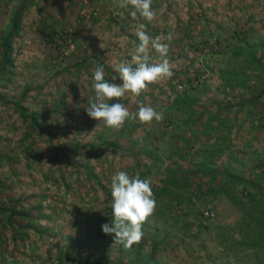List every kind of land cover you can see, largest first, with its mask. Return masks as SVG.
<instances>
[{"label":"rangeland","instance_id":"374dc122","mask_svg":"<svg viewBox=\"0 0 264 264\" xmlns=\"http://www.w3.org/2000/svg\"><path fill=\"white\" fill-rule=\"evenodd\" d=\"M23 3L20 29L3 63L0 44V68L6 71L0 74V204L30 210L34 220L29 225L16 216L13 226L22 222L26 227L13 232L0 214V264H66V253L61 252L67 247L75 256L97 258L103 252L122 264H156L153 259L157 264H264V248L256 251L246 243L258 233L250 230L257 225L255 219L263 216L257 206L260 202L264 206V196L260 198L255 188L257 184L264 189V175L259 173L264 172V155H260L264 152V72L258 62L264 63V0H152L155 17L151 21L139 13L133 17L135 9L120 8L116 0H0V43ZM140 25L169 46L163 58L150 49L149 62L166 58L174 74L150 84L139 96L126 93L109 103H123L130 113L141 105L150 106L163 118L150 123L130 119L120 130L108 128L86 113L94 98L92 74L102 65L105 79L122 83L118 77L112 81V65L132 63L127 54L133 55L139 44ZM82 58L92 65L74 67ZM25 88L29 91L21 104L29 112H48L53 117L50 112L61 94L67 95L65 108L75 113L73 127L66 134L53 118L47 119L54 146L75 140L84 144L100 135H110L117 146L100 148L96 159L73 150H64L67 158L54 159L45 135L30 130L23 141L27 129L14 102ZM210 113L215 115L212 124L227 120L219 130L230 133L227 138L238 145L237 157L229 158L227 152L215 158L202 155L218 130L206 125ZM200 114L205 120L196 119ZM183 115L187 119L179 121ZM61 120L65 122V115ZM129 123L133 126L127 127ZM173 131L178 132V142ZM188 133L192 140L182 144ZM250 140L258 156L240 153L250 152ZM176 143L177 148L172 147ZM209 158L212 165L204 162ZM136 161L144 178L151 180L152 191L162 186L170 168L182 170L189 186L180 203L166 195L154 196L156 208L142 225L141 241L126 250L103 233L102 225L112 220L111 177L117 171L131 176ZM199 169H214L217 174L206 176ZM226 172L236 175V180L225 177ZM232 196L241 208L251 207L252 218L239 220L241 209L230 200ZM250 197L258 203H249ZM207 207L214 217L203 220ZM19 233L21 237L14 239ZM262 233L260 243H264ZM136 250L139 258L133 260ZM151 252L153 259L148 257Z\"/></svg>","mask_w":264,"mask_h":264},{"label":"clouds","instance_id":"9594fccd","mask_svg":"<svg viewBox=\"0 0 264 264\" xmlns=\"http://www.w3.org/2000/svg\"><path fill=\"white\" fill-rule=\"evenodd\" d=\"M118 7L126 8L131 5L135 11L133 17L139 15L148 21L155 17L151 10L152 0H116ZM140 25L137 32L139 44L131 57L132 63L119 62L112 65L114 75L121 84L105 79L102 65L97 66L92 74L91 89L94 98L86 107L87 115L97 121H102L106 127L120 129L128 119H138L141 123H150L154 119L160 121L163 114L153 107L141 105L135 113H130L123 103H109L113 98H121L126 93L139 96L150 84L157 83L173 76L172 65L164 58L161 62L150 63L149 52L154 49L160 57H167L169 46L162 43L160 37H151ZM172 39L171 34L167 37ZM111 223L102 225L105 234L112 235L114 244L122 245L128 250L138 244L142 237V225L154 213L156 200L151 188V180L141 178L139 174L130 176L126 171H117L111 177ZM114 234V235H113Z\"/></svg>","mask_w":264,"mask_h":264},{"label":"trees","instance_id":"16d2710c","mask_svg":"<svg viewBox=\"0 0 264 264\" xmlns=\"http://www.w3.org/2000/svg\"><path fill=\"white\" fill-rule=\"evenodd\" d=\"M25 5L26 4L23 3L15 11L14 16L12 17V20H11L10 30L1 38V43H0L1 47H2L1 63H3L4 60L7 61L10 57L12 38L14 35H16L18 33V31L20 29L19 28L20 14H21L22 8ZM258 62L260 63L261 68L263 69V72H264V63L262 62L261 59H258ZM87 65H92V64H91V62H89V60L87 58H82L81 60L76 61V63L74 64V67L79 68L81 70L82 68L87 67ZM93 66H94V64H93ZM4 73H6L5 68H0V74H4ZM28 91H29V88H25L24 90H22L21 95L14 102V105L18 109L16 111L19 113V117L23 121H25V125H26L25 128L27 129L26 133L24 134V136L22 138L23 141L25 140L26 137H28L30 130L35 131V133H37L39 135V137H42L43 135H45L47 143L50 144V147L53 149L54 159H56L57 157L67 158V155L64 152V150H73V151H77L79 153L82 152V154L85 158L88 159L89 157H91V158L96 159L99 155L98 152H99L100 148H107V147H113L114 148L117 146V141L114 139H111L110 135L96 136V137H94L93 140H91L90 142H85L84 144L75 140L74 142H72L71 145H67V146L66 145H60L59 147L54 146L52 143L53 134H51V128H49V126H50L49 123L47 124V119L53 118L57 122V125L60 126L59 128L65 130L66 134L71 133L70 128L73 127L70 123H72L71 119H73L75 113H71L70 111H67L65 108V106H66L65 102L67 101V95L64 93L61 94L60 100L57 102L56 107L54 108V110L52 112H50V114L55 115L53 117V116L47 115L46 113H48V112H46V113L29 112L27 110V108L23 104H21ZM176 102H177V99L175 100L174 105L176 104ZM187 106L189 107L188 109L191 108L190 105H187ZM63 111L65 113L62 114ZM64 115L66 117V120H65V122L62 123L61 119ZM202 115L203 114H200L197 118L200 119V117H202ZM85 119L89 120L90 118L86 117ZM128 120H130V119H128ZM129 126L131 127L133 125L129 123V124H127V127H129ZM28 128H29V130H28ZM118 136L122 137L123 134H119ZM186 146H188V144ZM140 149L142 151H146V152L149 151L146 146H141ZM131 154L136 155V152L134 150H132ZM68 162H70L72 165L75 164L74 161L71 162L69 160ZM138 167H139L138 162L136 161V163L133 166H131V168H130V170L132 171L131 176H133L134 172H135V174L136 173L139 174L140 177L143 179L145 174L140 172ZM167 171H169L168 172L169 174L167 175V177L162 179V182H163L162 186H160V187L157 186L153 190L154 196L162 198L163 195H166L167 197H169L171 199L175 198L176 202L180 203L182 193H184L185 191L188 190L187 186H189V183H188L189 177L182 175L181 174L183 172L182 170H178V169L174 170L173 168H170ZM198 171H202V170L199 169ZM205 172H207V173H205ZM202 173H203V175H206V176H209L210 174H217V172L214 169H212V170H206L205 169L202 171ZM259 173L264 175V172L259 171ZM87 175H90V173H87ZM225 177H229V179H232V180H236V178H237L236 175H234L230 172L229 173L226 172ZM211 178H212V176H211ZM225 183H227V182H225ZM210 184H212V182H210ZM251 184L255 185V183L253 181H251ZM208 186H209V188L211 187V185H209V184H208ZM65 187L69 188L68 185ZM221 188L223 189V187H221ZM226 188H228V187H226ZM255 188L258 189V191H259L258 194L260 193L259 194L260 198L262 197L261 194L264 196V189L261 190L259 188V185H257V184H256ZM226 191H228V190H226ZM253 195H254V193L248 194V196H253ZM234 198H235V196H232V198L230 200H233L234 205L238 209L239 203H237V202H239V201L235 200ZM247 201H249V203H252V204L255 203V205H256V203H258V200H255L254 197L248 198ZM18 202H20V201L19 200L17 201V203H16L17 205H18ZM260 203H259V206H257V209L258 210L261 209L259 211H261L263 214L262 219L261 220L255 219V222L257 223V225L252 230H250V232H258V233H255L254 236H252V237H248L247 238L248 240L246 241V243H248V245L251 246V248L253 250H256V251H258L259 248H261V249L264 248V243H260V241L263 239V233L262 232H264V206L262 207V205H260ZM239 208L241 209L239 211V213H241V217L239 218V220H241V219L246 220V219H250L253 217V211L249 210V208H251V207L241 208L239 206ZM0 214L3 216H6V224L11 227L13 232L16 231L15 230L16 227H18V229H22V228L26 227V224H24L22 222H18L16 226H13L15 224V217L16 216H20V217L25 218L26 223L27 224L29 223V225H31L32 221L34 220V216L31 214L30 210H28V211L17 210L16 207L7 206L5 203L0 204ZM202 222H203V220H202ZM246 223H248V222L246 221ZM248 225H249V223H248ZM18 237L19 238L21 237V233H19L18 235L15 234L13 238L17 239ZM140 245L141 244H139V246ZM152 247H153V249H155V247H156L155 244H153ZM77 248H79V247H77ZM79 250H80V248L78 249V251ZM62 253H64V254L66 253V257H65V263L66 264H69V262H74V261H75L74 262L75 264L76 263L77 264H122L120 260H114V259L110 258V256L108 254L103 253V252L100 253L97 258H92L91 255L81 257V256L73 255L71 252V249L69 247H67V248H65L64 252H61V254ZM58 257L61 259L60 256H58ZM148 257L153 259L154 258L153 252H151ZM133 258H134L133 260H136L139 258V251L138 250H136V253L133 254ZM152 261L157 264V262H156L157 260L153 259ZM12 263L14 264L15 262L12 261Z\"/></svg>","mask_w":264,"mask_h":264},{"label":"crops","instance_id":"0c3cea01","mask_svg":"<svg viewBox=\"0 0 264 264\" xmlns=\"http://www.w3.org/2000/svg\"><path fill=\"white\" fill-rule=\"evenodd\" d=\"M128 56H127V59H130L132 56V54H127ZM216 111V110H215ZM192 115V114H191ZM204 116V115H203ZM202 116V117H203ZM208 116V115H207ZM215 115L213 114V113H210L209 114V116H208V119H206V125H207V127L209 128L210 127V129L213 127V128H215V127H217L218 128V130H216L215 131V136H213V138H210V142L211 143H209V144H207L206 145V147H204V151H203V156L204 155H209V156H211L212 154V156L211 157H214L215 158V156L217 155H222V154H224L225 152H227V155L229 156V158L230 157H232V156H234V157H237V151H235V148H237V144H235L234 146H233V142H232V140H230L229 138H227V136H229L230 135V133L229 132H225V134H224V132L222 131V130H219V127H221L220 129H224L223 127H224V125H225V123L227 122V120L226 119H218L219 121L218 122H220V124L219 125H216V124H212V117H214ZM186 117V115H183L181 118H179L180 120L179 121H181V120H184V118ZM188 117V116H187ZM198 117V116H197ZM196 117V119L197 120H205V118L203 117H200V119H198ZM189 118V117H188ZM185 119H187V118H185ZM230 120H232V119H234L233 117H230L229 118ZM178 121V122H179ZM216 125V126H215ZM234 126H236L235 124L233 125V128H234ZM237 127H238V125H237ZM238 129V128H237ZM244 128H242V130H243ZM241 130V131H242ZM173 133H174V136H173V138L176 140L177 138H176V136L175 135H177V133L178 132H175V131H173ZM210 133H212V130L210 131ZM217 133V134H216ZM245 134H247V133H245ZM188 137H187V139H185V138H181V142H182V144H183V142H185L186 143V141H190V139H191V133H188ZM191 135V136H190ZM212 136V135H211ZM171 137H172V134H171ZM173 138H171V140L174 142V140H173ZM192 140V139H191ZM177 142L179 141V139L178 140H176ZM213 141V142H212ZM250 142H251V146H250V149H249V151L250 152H248V153H246L245 152V150H241V152L240 153H243V155H246V156H251V157H255V156H258L257 155V149L258 148H256V146H255V143L254 142H252L251 140H250ZM231 143V144H230ZM253 145V146H252ZM177 146H178V143H176V146H175V144H173L172 145V147H175V148H177ZM210 151V152H209ZM239 151V150H238ZM260 155H264V152H260ZM239 156V155H238ZM260 157H262V156H259V158ZM214 160V159H213ZM204 162H206L205 164H207V165H212V158H209V159H206V160H204Z\"/></svg>","mask_w":264,"mask_h":264},{"label":"built area","instance_id":"2783aa9c","mask_svg":"<svg viewBox=\"0 0 264 264\" xmlns=\"http://www.w3.org/2000/svg\"><path fill=\"white\" fill-rule=\"evenodd\" d=\"M179 87L181 88L182 86L179 85ZM202 217L203 220L205 219H212L214 217V212L212 211L211 208L207 207L205 208V210L202 212Z\"/></svg>","mask_w":264,"mask_h":264}]
</instances>
